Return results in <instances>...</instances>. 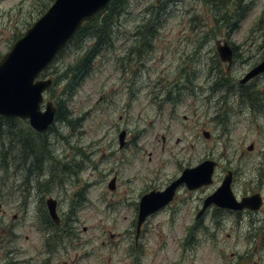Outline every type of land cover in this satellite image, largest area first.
Returning a JSON list of instances; mask_svg holds the SVG:
<instances>
[{"label": "rangeland", "instance_id": "1", "mask_svg": "<svg viewBox=\"0 0 264 264\" xmlns=\"http://www.w3.org/2000/svg\"><path fill=\"white\" fill-rule=\"evenodd\" d=\"M53 2L0 0V58ZM124 2L113 45L66 104L69 121L59 113L41 134L25 119H0V264H264V204L196 219L229 172L238 198L264 196V74L239 87L264 58V0ZM86 38L45 71L54 78L47 100L68 96L74 63L92 46ZM224 40L236 52L230 69L216 48ZM256 97L260 106L250 103ZM25 139L33 148L24 150ZM37 157L28 177L22 162ZM207 159L219 164L216 187L181 186L137 238L141 197Z\"/></svg>", "mask_w": 264, "mask_h": 264}, {"label": "water", "instance_id": "2", "mask_svg": "<svg viewBox=\"0 0 264 264\" xmlns=\"http://www.w3.org/2000/svg\"><path fill=\"white\" fill-rule=\"evenodd\" d=\"M111 1L55 0L41 17L26 29L0 58V115L25 118L35 130L39 132L48 130L55 120L57 108L52 101H47L45 110L42 109V105L45 92L52 86L54 79L42 78L41 75L81 26L101 12ZM217 51L222 61L232 63L234 52L227 41L223 43L218 41ZM262 73H264V59L248 71L240 79V83H247ZM125 137L126 131L123 130L119 136L120 146L126 143ZM215 165V161L206 160L195 167H188L182 177L165 192H151L143 197L138 231L149 214L172 199L178 184L186 182L190 188L209 184L212 181ZM115 182L116 178H113L109 188L114 189ZM231 182L230 173L215 194L205 200L203 211L211 203L235 209L261 207L263 201L260 193L246 196L242 201H238L232 193ZM48 206L52 217L58 222L57 200L49 198Z\"/></svg>", "mask_w": 264, "mask_h": 264}, {"label": "trees", "instance_id": "3", "mask_svg": "<svg viewBox=\"0 0 264 264\" xmlns=\"http://www.w3.org/2000/svg\"><path fill=\"white\" fill-rule=\"evenodd\" d=\"M125 0H112L111 3L98 15H96L94 18L91 20L85 22L81 29L77 32V34L74 36V38L70 41H77L80 39V37L84 36V39L86 38L87 40L91 39L90 42L92 43V46L90 49H87V51L84 53V55L80 58V60H77L76 63H74L75 66H70L68 68L73 70V75L72 78L70 79L69 83L67 84V90H68V96L66 98L63 97H58L56 96V104H57V114H56V119L59 117V113L61 114V117H63L65 120H70L72 116V112L70 110H67V102L71 100V94L74 90L75 87H79L83 79L87 77L92 69H93V63L95 59L103 53L104 50H106V47H110L113 45V39H114V33H113V28L115 26L118 27L120 25V15L122 13H125L128 9L126 6V3L124 2ZM238 19V18H237ZM146 18L144 19V21ZM150 20L145 22V24H149ZM111 50V48L109 49ZM67 70V71H68ZM247 85H242V87H246ZM244 97L248 94V90H244L241 93ZM259 97V95H257ZM256 97L255 99H251L250 103L253 105H258L260 106V100L262 98ZM5 117H0V119H4ZM2 123V121H1ZM18 138V137H17ZM22 143L25 145L24 150L28 149V146H32L31 142L29 139L22 140ZM30 150L28 151V156ZM29 159V158H28ZM27 159V160H28ZM32 162H27L25 160L22 163H25V165H28L29 169V175L30 176L32 169L36 167L34 166V163L37 167L41 166L40 162L37 158H32ZM7 160V155L4 156L3 161L6 163ZM8 164V162H7ZM28 181V178H27Z\"/></svg>", "mask_w": 264, "mask_h": 264}, {"label": "flooded vegetation", "instance_id": "4", "mask_svg": "<svg viewBox=\"0 0 264 264\" xmlns=\"http://www.w3.org/2000/svg\"><path fill=\"white\" fill-rule=\"evenodd\" d=\"M234 47V46H233ZM234 50H235V48H234ZM234 62V61H233ZM232 66H233V63H232V65L228 68V69H230V68H232ZM175 180V179H174ZM173 180V181H174ZM181 186H184V185H180L179 187H178V189H177V191H176V194H175V197H174V200L177 198V196H178V190H179V188L181 187ZM217 210V209H222V208H218L217 206H215V205H212L211 207H209V208H207L205 211H204V213H203V216L202 217H204V215H206L207 213H209V212H211L212 210ZM226 210H228V211H232V210H230V209H226ZM210 216H212V214H210ZM15 218H17V216L15 217ZM47 225V223H45L44 224V226H46ZM48 240V239H47ZM42 244H43V242H42ZM45 248V250H46V248H47V241H46V247H44ZM48 260V258H46L45 260H42V263L41 264H52L51 262H48L47 261ZM63 264H66V262H64Z\"/></svg>", "mask_w": 264, "mask_h": 264}]
</instances>
